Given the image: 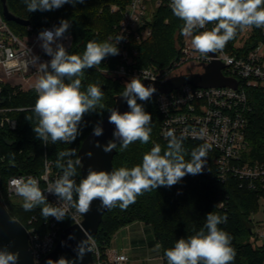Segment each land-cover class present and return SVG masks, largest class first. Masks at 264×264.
<instances>
[{
  "label": "clouds",
  "instance_id": "obj_1",
  "mask_svg": "<svg viewBox=\"0 0 264 264\" xmlns=\"http://www.w3.org/2000/svg\"><path fill=\"white\" fill-rule=\"evenodd\" d=\"M85 0H24L28 12L52 11L65 4L73 7ZM169 7L173 15L182 20L181 34L191 37L192 48L207 57L210 53L223 51L227 43L233 40L237 31L252 27L264 28V0H170ZM214 24L211 30L205 29L207 24ZM71 27L70 21L62 19L58 26L45 29L38 33L37 39L44 53L51 57L49 61H41L39 56L32 55L31 63L39 73L34 85L37 99L32 109L37 123L33 132L37 139L48 145L71 144L80 134V125L85 114L104 108L101 103L104 93L100 86L89 84L82 89V77L85 69L94 68L108 56L119 54L117 45L124 38L115 37V43L109 41H89L83 55L69 54L60 40ZM196 32V34H194ZM67 81V82H66ZM154 85H145L139 77L131 78L124 85L121 97L126 101L130 111L120 113L112 108L108 122L115 126L113 140L103 146L105 153L117 149L126 150L130 144L150 140L152 121L150 113L145 111L143 104L137 101H149L156 93ZM30 120L31 117H26ZM103 134L101 122L93 127V135ZM167 147L161 154V146H154L145 153L142 163L132 168L120 167L112 171H97L89 167L86 177L77 184V159L73 148L57 153L56 166L62 174L55 181L48 183L46 190L39 186L40 182L33 176L13 178L10 185L15 194L22 198L25 211L41 207V215L63 221L69 208L77 214L85 215L91 210L94 201L100 202L101 208L111 209L119 206L127 209L136 202L138 196L161 186L171 187L179 183L186 175H197L203 172L206 155L211 145H202L191 151V159L184 158L183 139L174 131L167 133ZM97 147L101 145L97 142ZM89 152L88 156L91 157ZM67 159L65 163L64 160ZM10 163L15 166L14 156ZM45 192L54 194L60 203H49ZM75 196V199H74ZM204 228L188 238H180L174 247L165 250L167 264H232L236 252L231 246L232 237L218 225L227 222V216L213 212L206 214ZM206 229V231H205ZM85 239L78 242L74 249L75 260L60 257L48 259L46 264H76L83 261L86 254L93 251L92 235L81 227ZM72 237H70L71 239ZM161 245L157 244L159 249ZM19 252L0 248V264H18Z\"/></svg>",
  "mask_w": 264,
  "mask_h": 264
},
{
  "label": "trees",
  "instance_id": "obj_2",
  "mask_svg": "<svg viewBox=\"0 0 264 264\" xmlns=\"http://www.w3.org/2000/svg\"><path fill=\"white\" fill-rule=\"evenodd\" d=\"M132 0H85L82 4L74 7L65 4L59 9L52 11L28 12L24 0H8L11 11L20 18L29 20L34 30L40 31L47 25L58 26L62 19L70 21L71 27L68 33L74 40L69 54L82 56L89 41L115 43V26L122 20L121 11L125 10ZM115 5L120 12H113L111 7ZM183 21L175 17L168 6L159 8L153 16L151 37L139 45V65L150 67L158 65L170 67L179 57L180 52L177 41L181 39ZM15 28L22 26L10 22ZM24 29H26L24 27ZM252 35L247 42L244 52L251 50L258 42L264 40L263 28L252 27ZM243 31H237L236 37L229 41L226 47L233 49V44L242 35ZM177 36V41L175 39ZM121 60L116 56H108L102 64L85 69L82 79V89L86 90L89 84L100 86L104 96L101 103L104 108H97L96 112L85 114L80 125V134L71 144L57 143L43 144L36 138L33 126L37 123L32 109L37 99L34 90L16 92L9 86L3 88L0 94V108L13 109L6 114L18 122L16 130L9 127H0V177L2 197L6 208L11 216L28 226V220L34 215L40 217L41 207L32 211H25L22 204L6 198V185L8 180L17 175L33 174L41 176L45 171V160L53 163V171L61 172L56 166L57 153L61 150L73 148L76 155L70 159L75 162L83 141L93 131L97 122H102L109 113L107 110L115 106V97L124 91V83L117 77L107 73L115 69ZM67 82V81H66ZM249 105L251 112L248 114L247 140L249 142L248 159L264 164V89L256 88L248 90ZM143 104L145 111L151 114L152 121L150 140L148 143L136 141L124 150H119L114 158V167L132 168L142 163L143 155L154 146H161L162 152L166 149L168 141L160 137L162 117L156 106V100ZM24 108L25 110H16ZM26 117H31L30 120ZM201 145L192 141L183 140L184 158L191 159V151ZM14 156L15 166L10 163ZM65 158L64 162H67ZM77 175L74 177L77 184L82 179L81 165H76ZM62 173V172H61ZM75 197V196H74ZM264 199V191L256 193L241 189L238 181L231 179L228 184H222L213 175L206 176L203 172L197 175H186L179 183L171 187L161 186L158 189L145 192L137 197L136 202L127 209L122 210L119 206L111 208L103 218L98 234L94 241L105 255L112 247L115 234L122 228L135 222H140L150 227L155 242L161 245L160 252L164 255L165 250L174 247L180 238H188L195 235L206 223V214L213 212L220 216H227V222L218 225L231 237V246L235 249L236 256L232 264H264V243L261 244L258 227L263 224L256 223L251 215L259 209V199ZM224 204V207L221 206ZM73 223L67 219L63 222V229ZM206 231V229H205Z\"/></svg>",
  "mask_w": 264,
  "mask_h": 264
},
{
  "label": "built area",
  "instance_id": "obj_3",
  "mask_svg": "<svg viewBox=\"0 0 264 264\" xmlns=\"http://www.w3.org/2000/svg\"><path fill=\"white\" fill-rule=\"evenodd\" d=\"M151 3L154 8L150 7ZM169 4L170 0H132L126 9L121 11L122 20L118 25L117 34L124 37L117 45L119 48L117 56L121 63L107 73L125 80L139 77L142 81H166L174 76L193 72L190 71L192 67L198 68V65L210 64L214 61L221 62L224 65V75L235 79L238 88H197L193 85H184L170 93L159 94L155 100L163 118L160 137L168 141L167 133L174 131L177 137L183 135L184 141L196 142L201 146L211 145L203 169L206 176L210 178L215 175L222 184L226 185L234 179L238 181L241 189L262 193L264 164L248 159L250 149L247 129L250 122L248 114L251 112L248 90L264 89V40L244 52L242 49L245 48L253 31L252 28L245 29L233 44V49L229 50L225 47L215 55L210 53L204 57L192 48L191 37L182 35L177 41L180 57L172 66H140L138 46L151 37L153 31L150 24L156 11L162 6L169 7ZM118 10L120 9L116 6L113 12ZM53 26L47 25L40 31L52 29ZM212 27L214 24L210 23L205 29L197 31L211 30ZM25 28V32L20 35L12 30L10 22L4 16L3 4L0 0V94L5 86L16 91H35L34 85L37 81L35 82L34 79L38 78L39 73L31 63L32 55L39 56L41 61L51 59L42 49L41 52L37 51L40 46V41L37 39L40 31L35 32L32 25ZM73 40L72 34L66 32L59 43L69 51ZM12 110L0 108V115ZM0 127L16 130L18 122L8 115H3L0 118ZM61 174L54 172L53 163L46 159L45 171L41 176L21 174L11 177L6 185V198L19 204L23 203L22 198L15 194L10 185V180L13 178L33 176L39 180L40 188L46 190L48 183L55 181ZM45 196L54 206L60 203L54 194L45 192ZM221 206L224 207V204ZM84 217L77 214L75 209L69 208L65 220L69 219L73 224H81ZM65 220L58 222L51 217L45 220L42 215L40 217L34 215L28 220V226L24 225L29 234L35 264H40L58 245ZM260 237H264V232L260 233ZM92 247L94 264H130L131 262L123 253L103 255L94 238ZM151 261L167 264L161 252L159 257L152 258Z\"/></svg>",
  "mask_w": 264,
  "mask_h": 264
},
{
  "label": "water",
  "instance_id": "obj_4",
  "mask_svg": "<svg viewBox=\"0 0 264 264\" xmlns=\"http://www.w3.org/2000/svg\"><path fill=\"white\" fill-rule=\"evenodd\" d=\"M3 13L7 21L14 22L20 26L28 27L31 25L29 20L18 17L11 11L8 0H2ZM215 55V53H211ZM201 71L189 72L174 76L166 81H152L143 80L142 82L147 85H154L157 89L156 93L150 100L155 99L159 94L170 93L174 90L180 89L184 85H193L197 88H213V87H231L238 88V82L233 78H227L224 73V65L221 62L214 61L210 64L198 65ZM122 83L130 82L118 78ZM149 100V101H150ZM139 101V100H138ZM115 106L120 113L130 111L126 101L118 95L115 97ZM110 113L101 122L103 128V134L99 137L93 135V131L83 141L81 148L78 152V158H80L82 178L86 177L89 167L97 171H112L114 167V158L117 154V150H113L110 153L103 151V146L107 144L109 140H113V132L115 126L108 122ZM97 142L101 147H97ZM116 143H119L117 140ZM91 152V157L88 153ZM1 171V170H0ZM1 177H0V248L7 247L8 250L13 252H19L18 264H35L33 259V253L29 242V234L19 220L13 218L6 208L1 190ZM110 209L101 208L100 202L94 201L91 205V210L85 214L84 220L81 224H73L70 227L62 230L60 240L55 249L44 259L40 264H46V261L50 258L57 260L60 257H65L69 260H75L76 253L74 249L79 241L85 239L84 232L81 230L86 229L89 234L94 238L99 231L100 225L103 221L104 215ZM70 237H72L70 239ZM76 264H94L93 253L85 255L83 261H76Z\"/></svg>",
  "mask_w": 264,
  "mask_h": 264
},
{
  "label": "rangeland",
  "instance_id": "obj_5",
  "mask_svg": "<svg viewBox=\"0 0 264 264\" xmlns=\"http://www.w3.org/2000/svg\"><path fill=\"white\" fill-rule=\"evenodd\" d=\"M116 6L113 5L111 7L112 9V13H113V9L115 8ZM150 7L154 8L153 4L151 3L150 4ZM127 8V7H126ZM117 12V11H115ZM114 12V13H115ZM118 12H120V10H118ZM12 30L14 32H16L17 34H21L22 32H25L26 29H24V26H22L21 29L19 28H15L13 27L12 25H10ZM115 29H116V36L118 34V25L115 26ZM35 32H37L35 30ZM175 39L177 41V36H175ZM41 47L39 46L37 51H40L41 52ZM190 71H193V72H198L200 71L199 67H192ZM38 78L34 79L35 82L37 81ZM126 84V83H124ZM16 92H19V91H16ZM258 210L256 211V213H253L251 215V218L258 224H263L264 225V199L263 198H260L259 199V206H258ZM126 227H129L130 230L133 229H136L139 233H138V238L140 237V239L143 237L141 234H142V228L144 229L145 233L147 234V237L149 239H151V244H157V242H155V239H154V236H153V232L151 230L150 227H147L145 224L143 223H140V222H135L131 225H128ZM125 228V227H124ZM258 233H262L264 232V228L263 227H258V230H257ZM128 230H125L123 232H121L120 230L115 234V236L113 237V240H112V244L108 250H107V254L109 255H113V254H120V253H126L127 256L130 258L131 262L130 264H157V262L155 261H151V258H157L160 256V251L159 250H154L153 252H147V251H144V250H140V251H132V249H128L127 246H128V241H127V235H128ZM137 234V233H136ZM261 244L264 243V239H261ZM121 244H122V247H121Z\"/></svg>",
  "mask_w": 264,
  "mask_h": 264
},
{
  "label": "crops",
  "instance_id": "obj_6",
  "mask_svg": "<svg viewBox=\"0 0 264 264\" xmlns=\"http://www.w3.org/2000/svg\"><path fill=\"white\" fill-rule=\"evenodd\" d=\"M125 230H128V232H129L127 235V237H128L127 238V241H128L127 248L128 249H132V251H135V252L140 251V250H144L147 252H153L154 250L160 251V249L156 248L157 244H155V243L151 244L152 241H151V239H149L147 237V234L145 233L143 228L141 229L142 230L141 235L143 236L141 239H140V237L139 238L137 237L139 232L136 229L132 228V230H130L129 227H125V228H122L120 231L123 232ZM121 247H122V244H121ZM123 254H126V253L123 252Z\"/></svg>",
  "mask_w": 264,
  "mask_h": 264
}]
</instances>
